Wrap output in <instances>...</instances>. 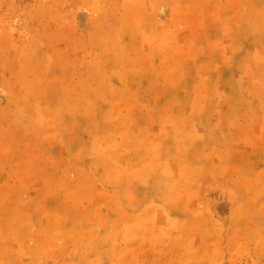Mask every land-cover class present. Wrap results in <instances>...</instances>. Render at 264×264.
Returning <instances> with one entry per match:
<instances>
[{"label":"rangeland","instance_id":"374dc122","mask_svg":"<svg viewBox=\"0 0 264 264\" xmlns=\"http://www.w3.org/2000/svg\"><path fill=\"white\" fill-rule=\"evenodd\" d=\"M0 264H264V0H0Z\"/></svg>","mask_w":264,"mask_h":264}]
</instances>
